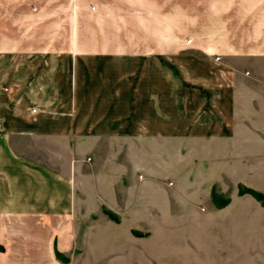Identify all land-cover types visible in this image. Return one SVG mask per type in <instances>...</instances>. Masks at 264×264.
Listing matches in <instances>:
<instances>
[{
    "label": "crops",
    "instance_id": "0c3cea01",
    "mask_svg": "<svg viewBox=\"0 0 264 264\" xmlns=\"http://www.w3.org/2000/svg\"><path fill=\"white\" fill-rule=\"evenodd\" d=\"M187 1L58 2L48 14L73 38L33 40L37 53L0 57V264H146L145 233L130 226L146 222L145 201L132 199L147 189L166 194L160 183L137 181L148 140L252 142L239 135L249 127L236 89L226 86L232 75L207 57L219 46L249 49L237 56L264 62V0ZM184 33L198 43L188 47ZM221 154L205 153L204 176L224 174ZM199 181L171 188L170 222L221 230L173 232L175 264L196 236L202 256L221 247L212 249L219 264H262L264 231L243 225L264 228V203L239 195L238 185L217 194L211 180L199 193ZM247 187L264 195V187Z\"/></svg>",
    "mask_w": 264,
    "mask_h": 264
},
{
    "label": "rangeland",
    "instance_id": "374dc122",
    "mask_svg": "<svg viewBox=\"0 0 264 264\" xmlns=\"http://www.w3.org/2000/svg\"><path fill=\"white\" fill-rule=\"evenodd\" d=\"M58 2H65V0H0V57L16 53L25 55L37 53L41 48H33V40L47 41L73 38V31L59 33L57 26L52 23L58 19V16L52 17L48 14ZM180 2L185 6L188 1L180 0ZM211 33H217V31ZM194 36V33L191 36L186 33L180 34V41H185L184 43L189 42L188 47H192L190 45L198 43L195 41ZM202 37L203 35L200 32V39ZM248 50L216 46L214 49H210V57L208 56L207 60L212 64L223 65L232 75L228 77V81H226L228 84L226 83V86H233L236 89L238 105L244 107L240 108L239 111L240 117L243 119L241 125L248 126V130L251 131H242L239 135H252V137L250 136L252 139L251 143L214 144V148H212L199 141L176 143L171 141V138H164L161 142L148 140L145 145L146 154L140 155V160L145 165L144 170L147 171L146 174H143L142 171L137 172V181L152 182L154 184L160 183L166 187L165 192H163L166 193L164 195L157 192L151 193L147 189L141 193L139 199H132V201L141 200V204L143 200L145 201L144 207L141 208H145V214H141L140 217L144 218L146 222L135 223L130 226L131 230L136 233L138 231L141 234L145 233V247L148 251L146 264H175L174 256L171 254L174 249L172 237L175 231L202 232L205 230H221L220 227H214L213 225H209V227L204 229V223L199 222L190 225L186 223H171V215H174V213L176 215L173 205L174 199L171 195V188L174 185L182 187L188 183H195L198 179L200 180V185L203 187H200L199 193H201L203 189L207 188L208 181L211 180L212 189L219 191V193L216 191L215 193L220 195H222L220 193V186L223 184L228 188L238 185V190L240 187H243L256 192L258 191L247 187L248 184H252L253 186L258 185L261 189L264 187V62L262 60L251 61L250 57L246 56L241 57L243 56L241 54ZM237 54L241 56H237ZM185 65L188 67L187 63ZM240 73L242 75L237 77ZM233 75H236L235 81L232 78ZM245 106H248V108H245ZM210 149L216 151L218 154L222 150L221 155H224L222 159L216 161L219 166H225L224 174L220 177L208 176V172H206L205 176L203 175L201 168L207 161L205 153L209 152ZM130 152L132 158H139L138 149H134L133 145H131ZM195 171L203 176H197ZM230 171H233L234 175L229 174ZM139 173L143 177L138 178L137 175ZM252 180H255V182ZM260 194L264 196L262 193ZM239 195L242 194L239 193ZM137 210L136 208L131 213ZM178 210L180 211L179 215L186 216L188 209L179 206ZM198 210L200 212V209ZM198 210L196 214L201 215V212L198 213ZM103 211L105 212L106 209ZM103 214L113 217L111 212L108 211ZM80 226L82 231H87L91 225L88 223ZM243 228L248 233L255 230L264 231V228H256L255 225L250 224L243 225ZM196 237H198V241L195 239L190 242L193 251L191 252L189 249L188 256L179 255L180 261L178 264H219L221 257L212 255L215 253L212 249L221 247L218 245L212 246L208 252L209 255L202 256V246H198V244H202V237ZM215 242L219 241L215 240ZM194 252L196 253L195 255ZM138 259H140L138 256L132 257V262H138ZM244 259V264H250L249 257H244ZM261 261L260 258V264ZM262 264H264V261Z\"/></svg>",
    "mask_w": 264,
    "mask_h": 264
},
{
    "label": "trees",
    "instance_id": "16d2710c",
    "mask_svg": "<svg viewBox=\"0 0 264 264\" xmlns=\"http://www.w3.org/2000/svg\"><path fill=\"white\" fill-rule=\"evenodd\" d=\"M238 193H240V194L248 193V194L252 195L256 200L260 201L262 204L264 203V196H262L260 193L253 191L251 189L240 187ZM212 199H214V201H215V196H213ZM217 206L219 207V204ZM1 250H2V248H0V251ZM57 254L58 253L56 252V255Z\"/></svg>",
    "mask_w": 264,
    "mask_h": 264
},
{
    "label": "built area",
    "instance_id": "2783aa9c",
    "mask_svg": "<svg viewBox=\"0 0 264 264\" xmlns=\"http://www.w3.org/2000/svg\"><path fill=\"white\" fill-rule=\"evenodd\" d=\"M139 178H141V176H139ZM170 184V183H169Z\"/></svg>",
    "mask_w": 264,
    "mask_h": 264
}]
</instances>
